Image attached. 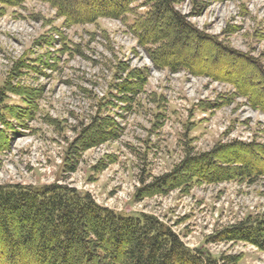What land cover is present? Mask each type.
<instances>
[{"label":"rangeland","instance_id":"rangeland-1","mask_svg":"<svg viewBox=\"0 0 264 264\" xmlns=\"http://www.w3.org/2000/svg\"><path fill=\"white\" fill-rule=\"evenodd\" d=\"M192 1L183 0L177 11L198 31L216 37L223 51L206 44L193 50L188 38L178 41L179 59L192 62L197 74L158 70L129 32L132 16L126 22L73 24L42 0L6 7L0 13V107L23 114L18 121L14 112L6 125L0 123V186L65 184L90 194L101 207L157 217L192 249L204 246L215 255H241L239 264H264V252L254 246L205 244L222 227L264 216V177L252 185H202L187 195L177 190L135 199L144 183L171 172L191 149L209 152L218 142L235 140L264 145V111L234 96L232 85L204 74H229L241 83L251 76L253 93L264 100V76L245 62L254 59L264 69V0ZM127 67L147 69L148 81L142 93L124 102L116 85ZM94 117L113 120L116 126L106 131L117 139L70 151ZM232 151L238 160L253 158ZM254 165L263 169L264 161ZM23 263L44 264L33 255Z\"/></svg>","mask_w":264,"mask_h":264},{"label":"trees","instance_id":"trees-1","mask_svg":"<svg viewBox=\"0 0 264 264\" xmlns=\"http://www.w3.org/2000/svg\"><path fill=\"white\" fill-rule=\"evenodd\" d=\"M24 1L0 0V13L6 7H18ZM42 1L51 4L60 16L73 24H93L99 19L126 22L132 16L133 23L126 24L129 32L158 70L197 74L199 68L192 62L179 59L181 52L177 51V42L184 38L192 42L193 50L206 44L216 47L220 55L223 52L219 51L222 46L216 37L198 31L188 17L177 11L183 0H106L93 10H86L88 14L83 13L88 5L100 0ZM137 4L146 9L144 14L137 13ZM245 62L264 76V69L254 59ZM123 71L126 77L116 85V90L127 102L143 92L148 71L145 68L129 70L128 67ZM204 74L232 85L234 96L246 97L264 111L262 95L253 93L256 83L251 76H248V83L244 81L245 77L240 79L243 85L236 76L229 74ZM254 94L257 98H253ZM23 102L30 104L27 98ZM14 112L19 121L23 113L18 109L0 107V123L6 125V117ZM109 125L116 126V123L108 117H94L91 124L82 129L70 151L88 150L117 139L116 133H107ZM232 150L251 153L253 158L238 160ZM222 154L233 156L222 158ZM262 160L264 145L255 141L218 142L204 153H195L191 149L171 172L152 178L148 184L144 181L135 199L166 196L177 190L187 195L194 186L202 185L230 182L252 185L264 177V168L254 165ZM203 163L207 168H199ZM235 243L254 246L264 252V216L249 215L238 223L214 231L205 240V244ZM27 255H33L44 264H239L242 259L241 255H215L204 246L192 249L157 217L143 213L129 215L101 207L90 194L65 184L0 186V264H25Z\"/></svg>","mask_w":264,"mask_h":264},{"label":"bare ground","instance_id":"bare-ground-1","mask_svg":"<svg viewBox=\"0 0 264 264\" xmlns=\"http://www.w3.org/2000/svg\"><path fill=\"white\" fill-rule=\"evenodd\" d=\"M204 48V47H203ZM226 61V60H225ZM229 78V77H228ZM231 78V77H230Z\"/></svg>","mask_w":264,"mask_h":264}]
</instances>
